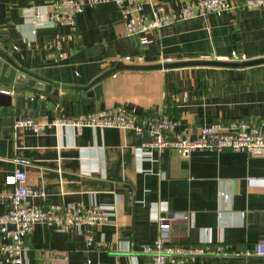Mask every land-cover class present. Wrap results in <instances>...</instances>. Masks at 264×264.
Returning <instances> with one entry per match:
<instances>
[{
	"label": "crops",
	"instance_id": "crops-1",
	"mask_svg": "<svg viewBox=\"0 0 264 264\" xmlns=\"http://www.w3.org/2000/svg\"><path fill=\"white\" fill-rule=\"evenodd\" d=\"M52 2L0 0V49L40 77L22 73L34 79V88H5L35 96L36 107L25 115L46 124L40 131L14 125L4 131L6 114L0 117V192L12 190L4 178L19 169L40 191L30 197L32 202H93L113 210L102 224L80 228L34 223L22 239L21 264H82L86 258L96 264H152L140 244L159 231L151 219L154 207L160 214L192 212L191 218L171 221L168 238L173 244H210L201 252L177 253L174 264H264V254L251 252L264 242V155L226 148L196 149L184 156L168 147L143 157L136 151L141 137L131 128L67 123L89 111L123 107L166 115L173 122L172 135L194 137L201 125L226 124L236 117L252 118L264 131V64L119 69L100 81L99 94L74 86L87 84L117 61L264 56V10L228 0L226 9L127 35L111 0L84 3L73 26L50 25ZM182 5L183 0L164 3L167 10ZM143 11L149 14L150 6L145 4ZM31 14L36 33L28 21ZM55 38L59 45L48 46ZM46 80L52 82L49 90ZM58 117L66 122L52 123ZM5 203L0 198V213ZM87 229L93 234L91 244L85 240ZM8 241L0 232V247ZM218 244L224 245L220 252Z\"/></svg>",
	"mask_w": 264,
	"mask_h": 264
},
{
	"label": "built area",
	"instance_id": "built-area-1",
	"mask_svg": "<svg viewBox=\"0 0 264 264\" xmlns=\"http://www.w3.org/2000/svg\"><path fill=\"white\" fill-rule=\"evenodd\" d=\"M102 1L107 0H53L49 11L50 25L66 23L73 26L76 14L84 3L95 4ZM111 1L119 7L124 19V33L127 35L156 29L193 15L205 16L210 12L229 7L228 0H183L179 10H167L164 6L166 0ZM145 4L150 6L149 14L143 11ZM242 4L264 10V0H242ZM28 21L33 25L32 33H36L38 24L32 14L28 16ZM59 43V39H51L48 46L59 45ZM64 121V117H58L52 123ZM67 121L75 126L131 128L141 137L136 151L143 157H151L154 152H161L168 147L176 148L184 156L196 149L223 150L226 148L250 155H264V131L252 118L236 117L226 124L201 125L194 137L179 133L170 134L173 122L166 115L140 114L123 107L89 111ZM13 125L40 131L46 124L32 116L21 115L14 120ZM4 182L12 185L13 188L6 193L0 192V198L6 202L5 211L0 213V232L9 238V241L0 247V263L6 260L13 264H21L25 249L22 239L36 222L51 224L63 230L80 228L83 224H102L109 219L113 210L112 205L93 202L88 204L52 202L46 205L32 202L30 197L40 195V191L27 183V176L23 170L16 169L7 173ZM178 217L191 218L192 212L160 214L159 209L154 207L151 219L157 222L159 231L151 240L140 244L141 250L151 256L152 264H174L175 256L179 252H201L209 249L210 244L183 248L170 241L168 231L171 221ZM10 224L11 227H9ZM85 240L87 244L93 241V234L89 229L85 230ZM215 249L220 252L224 249V245L218 244ZM251 252L257 255L264 254V242H257ZM82 264L96 263L91 258H86Z\"/></svg>",
	"mask_w": 264,
	"mask_h": 264
},
{
	"label": "water",
	"instance_id": "water-1",
	"mask_svg": "<svg viewBox=\"0 0 264 264\" xmlns=\"http://www.w3.org/2000/svg\"><path fill=\"white\" fill-rule=\"evenodd\" d=\"M264 64V56L249 58V59H182L163 61L156 63H125L117 61L113 66L107 68L101 73L97 74L85 85H74L77 88L87 90L89 94H99L101 92V80L109 74L119 69H132V70H150V69H163L175 68L182 66H219V67H247L252 65ZM18 70L20 74H18ZM22 73L29 74L33 78H40L39 76L29 72L27 69L19 65L13 60L4 50L0 49V117L6 114V125L2 130H10L14 122V115H30L29 108L36 107L37 98L35 96H28L25 94H14L6 86H12L20 90L25 87L34 88L35 81L33 78L26 79ZM46 90L51 88V81L46 80ZM58 85V84H55ZM60 86V85H59ZM41 113H44V101L40 102ZM25 107L28 109L25 110ZM34 113V112H33Z\"/></svg>",
	"mask_w": 264,
	"mask_h": 264
},
{
	"label": "rangeland",
	"instance_id": "rangeland-1",
	"mask_svg": "<svg viewBox=\"0 0 264 264\" xmlns=\"http://www.w3.org/2000/svg\"><path fill=\"white\" fill-rule=\"evenodd\" d=\"M262 70H264V65H261Z\"/></svg>",
	"mask_w": 264,
	"mask_h": 264
}]
</instances>
